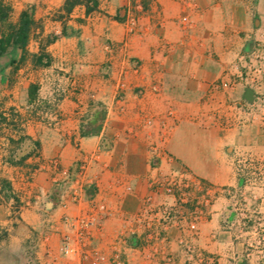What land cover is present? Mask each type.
<instances>
[{
    "label": "crops",
    "instance_id": "0c3cea01",
    "mask_svg": "<svg viewBox=\"0 0 264 264\" xmlns=\"http://www.w3.org/2000/svg\"><path fill=\"white\" fill-rule=\"evenodd\" d=\"M65 1L0 0V38L30 7L38 24L26 53L0 57V264H22L33 241L38 264H91L77 217L92 220L90 247L104 264H251L248 227L227 196L200 217H177L166 243L146 242L150 217L138 216L152 194L153 145L164 170L216 186L242 187V163L262 156L264 117L250 112L248 79L264 94L255 57L264 0H98L90 13L85 4L67 13ZM43 47L49 58L38 63Z\"/></svg>",
    "mask_w": 264,
    "mask_h": 264
},
{
    "label": "rangeland",
    "instance_id": "374dc122",
    "mask_svg": "<svg viewBox=\"0 0 264 264\" xmlns=\"http://www.w3.org/2000/svg\"><path fill=\"white\" fill-rule=\"evenodd\" d=\"M11 0H7L8 6L11 5ZM11 7V6H10ZM133 23V26L135 25ZM138 24V17H137ZM255 57L256 59H262L264 61V53L262 56V52H264V34L259 38L256 42L255 46ZM261 55V56H260ZM138 68V66H137ZM249 86L255 92V101L258 106L253 105L254 102L249 106L252 110L250 112L253 115L259 114L264 117V94L261 92V84L257 80V78L250 77ZM125 89V85L120 82L118 87V99L123 100V90ZM173 110V109H172ZM171 111V110H170ZM168 115L174 119L178 120V116L175 110H173L174 114ZM168 118V116H167ZM166 120V117L163 119ZM157 147L158 154L160 153V148L158 145H153ZM253 153V152H252ZM159 159V160H158ZM158 160V161H157ZM153 161L156 162V170L153 169L152 174L158 175V177L163 178L171 172L170 170H164L161 167L159 155L153 158ZM242 170L240 172V179L243 182L242 187H234V186H216L212 185L213 189L216 191L214 195H211L210 205L206 206L204 197L202 194L198 193V190H191V196L197 197V201H200L198 204V208L200 213L195 215L193 214L194 206L190 205H179V211L182 213L181 215L189 216V217H200L205 214L207 211H211L212 205L220 198L227 196L231 202L229 209L238 217V219L242 220L241 223L245 224L248 227V233L245 234L247 243H249L248 253L250 254L251 264H264V203L262 202V198L264 197V186H257L256 183L264 184V150L262 156H258V154H253L248 157L246 161L242 163ZM190 176V175H189ZM191 178H194L190 176ZM197 179V178H196ZM150 183V181H149ZM261 188V189H258ZM223 189H226L225 191ZM169 196L166 193H160L155 195L158 197V200L154 197V201L158 204L162 201L160 197ZM208 199V198H207ZM164 200V199H163ZM147 203V201H146ZM188 211V212H187ZM198 211V212H199ZM188 213V214H187ZM232 215V214H231ZM231 215H227V219L231 217ZM36 241H33L30 244V250L27 254V257L24 259L22 264H38L36 258ZM263 261V262H261Z\"/></svg>",
    "mask_w": 264,
    "mask_h": 264
},
{
    "label": "built area",
    "instance_id": "2783aa9c",
    "mask_svg": "<svg viewBox=\"0 0 264 264\" xmlns=\"http://www.w3.org/2000/svg\"><path fill=\"white\" fill-rule=\"evenodd\" d=\"M170 114H174L173 110L170 111ZM156 151L158 152V149L156 147L153 148V152ZM158 155L159 154L156 153L154 158ZM89 160L90 158H85L78 163L80 175H84V172L88 167ZM153 163V169L156 170V162L154 161ZM77 184L78 185L74 187V190L70 194V198L74 202L81 199L82 182L78 180ZM60 185V187L63 188L62 184ZM150 186L152 189V194L147 198L146 206L142 213H140L138 216L150 217L148 220L150 236L145 240L146 242H150L153 239L159 238L161 241L166 243V232L168 228L177 220V217H183V215H181L182 213L179 211V205L194 206L193 214L197 215L200 213L198 208L200 201H197V197L191 196V190H198V193L203 195L204 200L206 199V206L210 205L211 195H214L216 192L212 185L199 179L191 178L184 170H171V172L163 178H160L158 175L153 173L150 177ZM127 189L131 190V186L127 185ZM223 190L225 191L226 189ZM160 193H166L167 195L173 197L174 201L168 202L166 200H162L156 204L154 197ZM101 208L104 209V206H101ZM71 224L73 226H78L79 228L78 240L83 246L84 256L90 260L91 264H104L106 261V255L100 249L90 247V241L92 238L90 226L92 225V220L89 217H77L74 219V221H72ZM190 228L193 231L192 235L195 236L197 234V225L195 219L190 224ZM63 248L65 254H71L75 250L72 244V238L68 235L64 237ZM187 248L190 252H192L194 249L192 243H189ZM163 249H165L164 246ZM208 260H211V257H208ZM117 262L119 264L123 263L121 259H119Z\"/></svg>",
    "mask_w": 264,
    "mask_h": 264
},
{
    "label": "trees",
    "instance_id": "16d2710c",
    "mask_svg": "<svg viewBox=\"0 0 264 264\" xmlns=\"http://www.w3.org/2000/svg\"><path fill=\"white\" fill-rule=\"evenodd\" d=\"M77 4H85L87 6V13L92 12L93 10L98 8L99 5L98 0H66L64 9L67 13H70ZM6 10L7 8L2 3H0V14L2 18H5ZM34 11V7H30L24 10L21 13L18 24L15 26L11 25L9 31L2 35V37L0 38V57L6 54L15 56L19 51H21L22 54L27 52V45L30 41L32 31L34 27L38 25L37 21L34 18ZM64 34H67L66 30H63V35ZM56 38H58L57 35L51 36L48 42H52ZM42 49L43 51L39 55H35V60L38 63H42L44 58H49L48 54L44 51L45 48L43 47ZM23 59L24 55L21 56L19 62L16 58H12L10 63L12 65L16 64L17 62L21 63ZM47 63L48 62L44 64ZM36 90V85H32L31 96L34 95ZM84 134H87V132L85 131Z\"/></svg>",
    "mask_w": 264,
    "mask_h": 264
}]
</instances>
